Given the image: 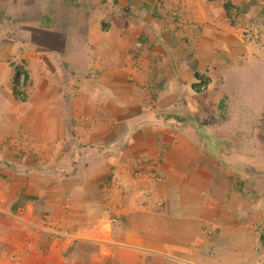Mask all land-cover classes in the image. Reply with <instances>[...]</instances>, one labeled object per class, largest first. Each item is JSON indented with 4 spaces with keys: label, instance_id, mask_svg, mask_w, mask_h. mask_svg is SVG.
I'll return each mask as SVG.
<instances>
[{
    "label": "rangeland",
    "instance_id": "1",
    "mask_svg": "<svg viewBox=\"0 0 264 264\" xmlns=\"http://www.w3.org/2000/svg\"><path fill=\"white\" fill-rule=\"evenodd\" d=\"M49 1L0 0V116L4 117L1 118L4 126L0 125V136L3 137H0V143L9 145V148H1V154L19 156L26 166L38 168L41 172L36 175V181L53 175L60 178L63 183L57 185L59 189L54 195L56 203L60 204L57 206H62L65 201L64 181L77 168L75 158L84 155L85 151L87 155L83 157L86 159H78L79 164L84 168L95 167L101 174L104 164H110L112 160L104 159L129 156L127 147H132L130 157L145 156V152L138 153L133 146L134 132L125 126L122 121L124 117L120 121L115 118L117 122L114 123L113 117L85 115L89 108L87 101L81 98V90L88 92V87L82 88L79 84L88 77L108 80V77L100 74L107 73L113 67L115 79L123 84L129 81L136 83L140 92L151 94L145 71L157 65L154 63L156 60L153 62L149 59L146 46L152 42L154 45L160 44L172 36L173 42L169 43L168 48L163 43L158 47L161 60L166 65L163 79L152 76L156 78L154 89H160L167 83L168 88L162 97L165 103L160 100L153 102L152 99V109L170 105L174 102V93H178L177 111L188 116L185 121L176 119L184 140L196 138L200 129L205 132L211 129L217 140H224L227 146L223 150H215L217 158L228 162L234 172L241 174L235 178L234 184L240 179L245 184L244 192L249 193L246 196L259 197L263 204L264 0H151L148 6L145 5L146 8L138 2L141 0L130 4L123 0L122 5L119 2L118 5L103 4L98 9L95 6L94 24L88 34L83 26L71 33L79 37L75 43L74 36L75 46L70 42V37L56 44L51 42L57 39L56 32L72 31L75 26L82 25V16L78 14L77 7L70 0L66 4H57L52 0L48 6ZM86 5L81 2L79 6H85V12L91 11L90 5ZM54 11L56 19L52 16ZM42 21L56 27L53 33H48L49 38L44 37L45 33L29 31L26 27L40 25ZM42 28L49 30L47 26L42 25ZM143 31L150 34L148 39H140ZM156 33L159 34L157 41ZM47 39H51L50 43H47ZM152 55L155 59V53ZM146 64H149V68L144 70ZM94 68L100 70L97 77ZM160 83L163 85L158 88ZM131 85L126 90L131 92L134 89L137 92ZM72 86L74 88L69 90ZM98 86L103 84L98 81ZM110 88L105 86L103 92L110 93ZM69 91L77 92L79 100H75ZM99 94L98 99H102L100 91ZM92 95H95L94 90L89 93L90 97ZM129 104H132L131 100ZM170 136L171 148L161 152L162 157L169 155L170 151H178L175 133ZM101 142L107 147L104 148V145L98 150ZM91 147H96L95 151ZM153 151L146 154L152 164L139 157L134 160L138 163L126 160V163H130L126 167L131 173H135V169L148 171L155 165L160 167L159 163L163 162V159L160 160L161 154ZM183 154L188 155L186 150H183ZM237 155H241V161L233 160ZM7 161L11 162L12 159ZM11 166L16 167L15 164ZM82 176L81 179L85 180ZM99 190L103 188H95L97 193ZM39 217L43 221L47 216ZM36 222L28 221L27 225L35 232L45 233L43 226H38L40 221ZM257 232L259 235L262 233L261 229ZM16 235L13 232L9 239ZM260 240L263 245L262 237ZM27 241L26 238L24 242L27 244ZM45 241L46 238L41 239L43 246H40L47 249L51 244ZM92 243L75 238L72 245H64L67 246L65 255L68 257L70 252L80 253L88 249L89 252L96 251ZM30 246L23 245L28 249H31ZM64 246H61L62 250H65ZM94 263L97 264L96 261ZM236 263L232 258L224 264ZM0 264L4 262L0 260Z\"/></svg>",
    "mask_w": 264,
    "mask_h": 264
},
{
    "label": "crops",
    "instance_id": "2",
    "mask_svg": "<svg viewBox=\"0 0 264 264\" xmlns=\"http://www.w3.org/2000/svg\"><path fill=\"white\" fill-rule=\"evenodd\" d=\"M54 1L57 4L68 2ZM70 1L82 16V25L75 26L72 31L56 32L55 35L58 37L51 43L56 44L70 37V42L74 44V36L75 43L78 42L79 37L71 33L83 26L88 34L94 24L95 6L98 9L104 6L103 4H118L115 0ZM122 1L118 0L120 5ZM126 1L130 4L136 0ZM141 1L138 2L146 3V0ZM79 2L90 5L91 11L85 12L86 7L79 6L81 4L78 5ZM56 7L55 4L54 8ZM52 16L56 19V11ZM40 23L37 26L33 24L26 27L29 31L45 33L44 37L49 38L48 33H53V28L56 30L55 25L44 21ZM42 25L47 26L49 30H43ZM158 35L155 34L156 41ZM171 38L166 41L170 42ZM47 41L50 43L51 39ZM160 46L161 43L154 45V42L146 46V52L150 53L149 59L153 62L154 57L151 53H155L157 58L161 54L158 50ZM154 63L157 67L153 66L152 70L145 71L148 74L151 93L149 95L140 92L136 83L132 84L129 81V84L125 85L119 79H115L116 71L113 67L106 71L107 73L100 74L108 77V80H104L103 77L102 80L100 77H88L79 85L82 88L88 87V92L81 90V98L87 101L89 108L85 115L113 117L114 123L117 122L115 118L120 121L124 117L122 121L125 126L134 132L133 146L138 153L145 152V156L139 157L152 164L151 158L146 154L154 152L153 150L161 154L160 160L163 159V162H158L161 166L152 165L155 171L153 168L151 171L141 168L131 173L126 166L138 163L134 160L139 157L136 155L130 157L132 151L130 146L131 148L127 147L130 150L127 157L105 158V161L112 160L110 164H104L101 174L95 167L84 168L85 166L79 164L78 159L87 155L85 151L84 155L75 158L78 161L75 163L77 168H74V174L72 170L70 177L64 181L65 201L62 206H57L60 204L56 203L54 195L59 189L57 185L63 181L56 175L36 181L38 178L36 175L41 171L34 166H26L19 156L13 157V154L6 153L8 157L1 154L3 153L1 148H9V145L0 143V260L4 264H95V261L97 264H224L230 262L232 258L239 264H264V244H260V237L264 240V201L262 204L258 200L259 197L246 196L249 193L244 192L245 184L241 183L240 179L234 184L235 178L241 174L234 172L228 162L217 158L215 150H223L227 146L224 140H217L211 129L206 132L200 129L196 138L184 140L183 131H179V121L176 122L175 116L180 114L176 104L178 93H174V102L170 105L152 109L155 101L165 103L162 97L165 94L164 90L168 88L165 83L160 89H154L156 78L152 76L163 79L165 72L161 70H166V65L160 57ZM148 68L149 64H146L143 69ZM94 70L97 77L100 70L97 68ZM98 81L103 86H98ZM183 82L180 83L182 91ZM131 84L137 92L134 89H131V92L126 90ZM105 86L111 87L110 93L103 92ZM160 86L161 83L158 88ZM73 88L69 87V90ZM92 90L95 95L90 97L89 93ZM99 91L102 93V99H98ZM71 92L70 95L79 100L77 92ZM130 100L132 104H129ZM111 102L113 104H110ZM94 106L96 107L93 109ZM1 118L4 117L0 116V125L4 126ZM176 128L178 130H175ZM102 132L105 133V129ZM172 133H175L177 141L175 144L178 151H173L176 156L170 151L169 155L162 157L163 151L171 148L169 140ZM148 140L154 143L151 144ZM104 145V142L99 143L98 150ZM106 147L105 145L104 148ZM95 148L91 147V150L95 151ZM183 150L187 151V156L183 154ZM6 159L12 161L8 162ZM240 159L241 155H237L233 160ZM126 160L130 163H126ZM11 164H15L16 167ZM107 167L110 169L107 170ZM81 175H84L85 180L81 179L83 178ZM94 186L103 190L97 193ZM106 190L109 192L106 193ZM40 215L47 217L42 221ZM37 220L40 221L38 226H43L45 233L35 232L27 225L28 221L36 224ZM50 227L58 228L64 232V236L56 239L50 233L49 230L53 229ZM258 229L262 231L260 235ZM13 232L17 235L10 240ZM26 238L27 244L24 242ZM44 238L46 244H51L48 247L50 251L48 248H41L43 245L40 240ZM75 238L93 242L96 251L89 252L88 249L80 253L70 252L67 257L65 255L67 246L64 245H72ZM185 240L188 241L183 244ZM30 244L34 246L31 247ZM23 245L30 246L32 250ZM61 246H64L65 250H62Z\"/></svg>",
    "mask_w": 264,
    "mask_h": 264
},
{
    "label": "trees",
    "instance_id": "3",
    "mask_svg": "<svg viewBox=\"0 0 264 264\" xmlns=\"http://www.w3.org/2000/svg\"><path fill=\"white\" fill-rule=\"evenodd\" d=\"M150 1H151V0H146V3H145V4H142V7L146 8L145 5L148 6V2H150ZM115 2L118 3V0H115ZM149 4H150V3H149ZM117 5H118V4H117ZM143 13H144V11H143ZM152 16H153V15H152ZM149 37H150L149 33H148L147 31H143L140 39H141V40H142V38H143V39H144V38H145V39H148ZM171 42H173V41L167 42V41L165 40L164 42H161V44L163 43L164 45H166V48H168V46L170 45L169 43H171ZM158 57L161 58L160 55H158L157 58H158ZM157 58H155L154 60H156ZM161 71L164 72V70H161ZM158 81L161 82V80H158ZM161 85H163V83H161ZM175 116H176L177 119H179L180 121H185V120L187 119V117H188V116L183 115V114H179V115H176V114H175ZM15 208H16V207H15Z\"/></svg>",
    "mask_w": 264,
    "mask_h": 264
},
{
    "label": "built area",
    "instance_id": "4",
    "mask_svg": "<svg viewBox=\"0 0 264 264\" xmlns=\"http://www.w3.org/2000/svg\"><path fill=\"white\" fill-rule=\"evenodd\" d=\"M50 228H53V227H50ZM48 230H49V229H48ZM49 231H50V233H51L52 235H54L56 238H61V237L64 236V232H61L58 228H57V229L53 228V229H50Z\"/></svg>",
    "mask_w": 264,
    "mask_h": 264
},
{
    "label": "clouds",
    "instance_id": "5",
    "mask_svg": "<svg viewBox=\"0 0 264 264\" xmlns=\"http://www.w3.org/2000/svg\"><path fill=\"white\" fill-rule=\"evenodd\" d=\"M81 2L78 3V5L80 4Z\"/></svg>",
    "mask_w": 264,
    "mask_h": 264
}]
</instances>
